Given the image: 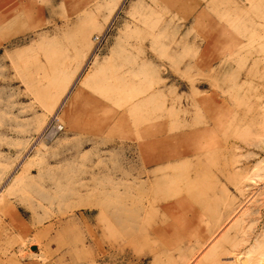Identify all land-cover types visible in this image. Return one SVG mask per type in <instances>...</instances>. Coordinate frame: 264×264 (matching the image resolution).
Listing matches in <instances>:
<instances>
[{
  "label": "rangeland",
  "instance_id": "374dc122",
  "mask_svg": "<svg viewBox=\"0 0 264 264\" xmlns=\"http://www.w3.org/2000/svg\"><path fill=\"white\" fill-rule=\"evenodd\" d=\"M15 14L7 41L0 19V264H264V0Z\"/></svg>",
  "mask_w": 264,
  "mask_h": 264
},
{
  "label": "crops",
  "instance_id": "0c3cea01",
  "mask_svg": "<svg viewBox=\"0 0 264 264\" xmlns=\"http://www.w3.org/2000/svg\"><path fill=\"white\" fill-rule=\"evenodd\" d=\"M37 0H0V19H8L9 21L4 24L5 27H7L8 34L4 38V41L10 40L12 38H15L18 35L17 28V20L19 19L18 16L15 14L17 5L22 3H33ZM17 19V20H16ZM21 19V18H20ZM9 28V29H8ZM20 33V32H19ZM148 160H152L155 162H160V160L154 159V158H145L144 161L147 163ZM153 163V164H154Z\"/></svg>",
  "mask_w": 264,
  "mask_h": 264
},
{
  "label": "built area",
  "instance_id": "2783aa9c",
  "mask_svg": "<svg viewBox=\"0 0 264 264\" xmlns=\"http://www.w3.org/2000/svg\"><path fill=\"white\" fill-rule=\"evenodd\" d=\"M63 128H62V126H56V124L54 125V126H52L51 128H49V134L51 135V134H56L57 132H59V131H61Z\"/></svg>",
  "mask_w": 264,
  "mask_h": 264
},
{
  "label": "bare ground",
  "instance_id": "6f19581e",
  "mask_svg": "<svg viewBox=\"0 0 264 264\" xmlns=\"http://www.w3.org/2000/svg\"><path fill=\"white\" fill-rule=\"evenodd\" d=\"M111 99V98H110Z\"/></svg>",
  "mask_w": 264,
  "mask_h": 264
}]
</instances>
